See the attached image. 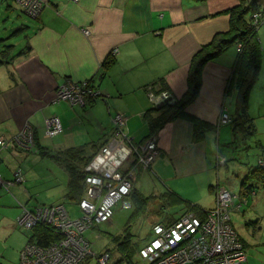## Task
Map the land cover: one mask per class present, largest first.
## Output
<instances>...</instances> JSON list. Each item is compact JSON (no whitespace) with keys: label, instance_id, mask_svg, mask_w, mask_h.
Instances as JSON below:
<instances>
[{"label":"crops","instance_id":"obj_1","mask_svg":"<svg viewBox=\"0 0 264 264\" xmlns=\"http://www.w3.org/2000/svg\"><path fill=\"white\" fill-rule=\"evenodd\" d=\"M242 1L43 0L37 17L22 11L31 21L20 16L12 24L0 23V37L17 29L4 38V45H8L4 52L0 44V59L4 61H0V138L7 140L6 147L0 145V174L9 180L22 169L27 185L5 189L19 200V207L69 200L66 190L64 199L43 202L40 194L34 193L33 184L42 176L58 181L61 173L68 183V171L49 155L70 147L92 154L110 138L116 114L126 118L125 131L130 139L143 141L151 132L145 118L153 107L150 92L168 91L174 99L188 93L194 55L218 33L230 30V10ZM259 5L264 9V0H259ZM4 7L6 11L13 9L8 0H0V9ZM257 35L261 56L255 81L249 87V115L252 105L264 109V21ZM28 46L30 49L20 55ZM116 48L118 52L113 55ZM237 61L234 45L206 62L198 95L187 107L203 125L197 130L192 121L177 119L151 132L158 137L160 153L148 171H153V165L170 167L168 178L210 171L214 162L218 163V145L227 125L233 136L241 135L247 144L243 134L234 133L231 123L220 122L222 113L236 116ZM86 80L97 95L81 104L58 98L62 85ZM54 116L60 118L63 130L49 137L44 125L46 118ZM26 125L33 128L38 146H18L11 141ZM43 161L53 167L48 168L50 176L29 172L30 168L39 170ZM217 186L211 188L214 199ZM133 187L132 191L136 190L135 184Z\"/></svg>","mask_w":264,"mask_h":264},{"label":"built area","instance_id":"obj_2","mask_svg":"<svg viewBox=\"0 0 264 264\" xmlns=\"http://www.w3.org/2000/svg\"><path fill=\"white\" fill-rule=\"evenodd\" d=\"M15 2L31 17H37L44 5L43 0ZM263 15L262 11H256L253 17L255 25L262 22L260 19ZM85 33L89 34V31L85 30ZM242 48L243 44L239 43L237 50L241 51ZM117 52L118 49H114L113 55ZM97 92L91 82L86 80L66 83L57 94L60 99L81 104L87 97L97 95ZM150 98L154 105L174 100L168 91H152ZM113 122L112 136L84 167L85 196L78 202L81 216L71 217L64 203L40 205L33 209L22 205V212L17 218L19 227L30 229L38 224H46L62 237L50 241L47 246L26 243L18 264H79L90 256L93 260L89 264H111L110 253L105 250L96 254L85 232L111 219L114 205L132 192L135 169L139 167L149 170L160 153L157 139L153 135L134 143L125 131L126 118L118 113L113 117ZM220 122L231 123V115L222 113ZM62 129L59 117L54 116L46 121L47 136L52 137ZM34 138L33 128L26 125L11 141L18 146H36ZM0 145L6 147L7 140L1 137ZM130 161L133 163L128 165ZM259 163L264 164V160ZM22 174L20 168L15 171L13 179H4L0 174V190H10L15 183L22 182ZM230 201L229 191L223 190L218 207L209 210L205 217L185 211L169 223H155L152 227L153 235L140 249V256L147 264H247L244 239L230 223ZM242 204L243 202L240 203L241 206ZM220 206L223 207L219 208Z\"/></svg>","mask_w":264,"mask_h":264},{"label":"rangeland","instance_id":"obj_3","mask_svg":"<svg viewBox=\"0 0 264 264\" xmlns=\"http://www.w3.org/2000/svg\"><path fill=\"white\" fill-rule=\"evenodd\" d=\"M8 1L13 6V9L11 11H6L7 8L5 7L0 9L1 24L5 22L12 24V21L19 20L20 16L31 21V18L23 13L12 0ZM5 11L6 14L3 15ZM261 21H264V15L260 19ZM255 26L258 28L259 24ZM15 29L16 27L11 29L8 36L13 34ZM233 106L234 102L230 104L231 111L234 110ZM249 113L254 118V125L257 128L256 134L247 139L246 144L243 142L241 135H236V137L232 135L230 125L225 126L218 145V163L214 162L210 171H201L186 178H168V175L172 174L170 167L158 168L153 165V171L152 169L148 171L139 167L136 168L135 178L132 181L133 186L134 184L136 185V191L144 196L145 202L141 200L139 203L141 208L137 210L133 201V195L129 194L114 205L111 219L87 230L85 236L90 240L93 251L96 254H101L105 250L110 249L113 252V258L111 259V263L113 264H129V260L133 264H147L140 256L139 251L152 237V227L155 223H165L168 220L167 216L172 217L174 215L178 217L187 210L193 212L198 217H205L209 210L218 207L220 194L223 190H227L230 193L231 199L228 206L230 223L244 239V246L248 255L247 264H264V189H257L258 191L247 189L249 181L244 178L249 167H255L260 160H264V109L259 105H252ZM48 119L49 117L46 118V121ZM44 126L46 127V122ZM238 134L242 133L239 132ZM153 136L157 139L158 143L157 135L154 134ZM242 136L244 137V135ZM259 140L262 141L263 145L260 144ZM231 141L236 146H234L235 144L229 145L228 143ZM34 142L38 146L36 137L34 138ZM214 145L216 148L217 145L215 143ZM28 146L31 147L32 145ZM98 151L99 149L93 153L86 165ZM90 155V152L86 153V156ZM48 168L50 170L53 169L51 164L43 161L39 165V170L35 171L30 168L29 172L31 174L41 173V175L50 176ZM22 177V182L15 183V185L21 187L27 185L24 174H22ZM217 180L220 181L221 185L217 184ZM244 181L246 183L243 185ZM66 184V175L61 173L58 181H50L43 178V176L42 178H38L36 183L33 184V189L34 193L38 192L40 194L41 201L52 203L58 199H64V193L67 190ZM214 186H217L215 199V193L211 190ZM168 190L178 192L184 199L193 201V204L199 203L206 208V211L203 210L202 214H198L196 212L197 209H192L191 207H184V209L182 204L171 201L172 194L170 196L165 193ZM0 197H2L0 202V264H18L21 251L26 243L36 244L35 238L28 241L31 232L34 231L33 228L23 229L17 224V218L22 212L21 205L20 213L18 212V208L20 209V203H17L18 199L12 193L9 194L5 189L0 192ZM148 197L149 199H146ZM214 200L215 203H213ZM241 202H243L242 206L240 205ZM56 203L64 202L59 201ZM64 204H66L71 217L76 218L81 216L78 203L66 200ZM213 204L215 205L213 206ZM23 206L29 208L27 205ZM222 207L220 206L219 208ZM253 220H257V223L253 224L251 222ZM115 236L129 238V253L127 254L128 257H126L129 260L123 258L120 251H118V246L115 240L113 241V237ZM122 239L121 237L120 241Z\"/></svg>","mask_w":264,"mask_h":264},{"label":"trees","instance_id":"obj_4","mask_svg":"<svg viewBox=\"0 0 264 264\" xmlns=\"http://www.w3.org/2000/svg\"><path fill=\"white\" fill-rule=\"evenodd\" d=\"M260 9L261 8L259 5V0H243L238 6L230 10V30L218 33L211 43L203 46L194 55L189 73L190 88L188 93H186L182 98L179 99H170L157 105L153 104V107L150 108V110H148V112L146 113L145 118L152 134L156 133L157 130L164 127L167 123L177 119H188L193 122L197 130L200 129L201 125H203V121L200 118L191 115L187 111V107L196 99L198 95L202 83L203 67L206 62L214 58V56L219 55L228 47L238 45L239 43L243 44L242 50L238 51V67L236 71L238 77L237 79L235 78V80L238 81L239 91L236 100V116L235 118L232 117L231 124L234 133L237 134L238 132H241L244 135V139H250L256 134V127L253 123L254 118L251 117L247 112V99L250 84L255 81L257 75L261 56V47L258 40L257 27L252 23L250 13L252 11H258ZM3 40L4 38L0 37V44L3 47L2 52L5 51V46H8L4 45ZM29 49L30 47L28 46L22 49L19 54L21 55ZM0 61L4 62L2 59H0ZM151 132L147 137L152 135ZM93 153L90 156H86L85 149L70 147L56 153H51L49 155L52 159L61 164L68 171L69 180L67 183L68 189L66 197L76 203L80 202V200L85 195L86 171L84 167ZM244 178L249 181V184L246 187L247 189L255 191H258L257 189H264V164L258 163L255 167H249ZM245 183L246 182L244 181L243 185ZM165 193L168 195L172 194V196L170 195L172 197L171 201H176V203L182 204L183 208L191 207L192 209H197L196 212L198 214H202L203 210L206 211V209H204L199 204H193L191 200L184 199L175 191L168 190ZM131 195H133V201L136 205V209L139 210L141 208L139 205L141 200L145 202L144 196L136 190L132 191ZM146 199H149V197ZM166 218L168 220L165 223H169L171 221H174V219L178 217L172 215V217L167 216ZM33 231L34 232H31L28 241L29 239L35 238V243L41 246H47L50 241H55L62 237L58 231H56L51 226H47L46 224H38L33 228ZM121 237L123 239L120 241ZM114 240L118 246V251H120L123 258L128 257L127 254L129 253V238L123 236H115L113 237V241ZM107 251L110 253L112 259L113 252L110 249H107ZM126 259L129 260V258ZM92 260L93 258L90 256L79 264H89L92 262ZM129 264H133L131 260H129Z\"/></svg>","mask_w":264,"mask_h":264},{"label":"flooded vegetation","instance_id":"obj_5","mask_svg":"<svg viewBox=\"0 0 264 264\" xmlns=\"http://www.w3.org/2000/svg\"><path fill=\"white\" fill-rule=\"evenodd\" d=\"M260 8H262V7H260ZM258 11H262L263 13H264V9H260V10H258ZM256 13V11H252L251 13H250V18H251V21H252V23H253V17H254V14Z\"/></svg>","mask_w":264,"mask_h":264},{"label":"water","instance_id":"obj_6","mask_svg":"<svg viewBox=\"0 0 264 264\" xmlns=\"http://www.w3.org/2000/svg\"><path fill=\"white\" fill-rule=\"evenodd\" d=\"M253 224H256L257 223V220H253V221H251Z\"/></svg>","mask_w":264,"mask_h":264}]
</instances>
